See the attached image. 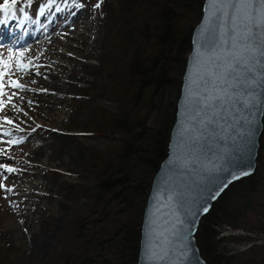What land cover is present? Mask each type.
<instances>
[{"label":"trees","instance_id":"trees-1","mask_svg":"<svg viewBox=\"0 0 264 264\" xmlns=\"http://www.w3.org/2000/svg\"><path fill=\"white\" fill-rule=\"evenodd\" d=\"M202 2L118 0L113 6L104 0L100 9L93 8L108 24L113 41L98 72L109 80L104 99L115 110L95 107L93 119L79 135L107 145L104 150L89 151L90 166L79 177L82 182L92 178V188L70 190L71 221L59 237L56 254L48 262L32 264H136L141 212L166 153L191 32ZM149 112L154 113L150 121ZM262 137L253 173L231 184L198 223L194 242L205 264H264V246L228 254L223 244L251 239L220 237L224 227L264 237ZM82 200L84 208L78 206ZM9 247L8 243L0 247V264H22L8 259Z\"/></svg>","mask_w":264,"mask_h":264},{"label":"rangeland","instance_id":"rangeland-1","mask_svg":"<svg viewBox=\"0 0 264 264\" xmlns=\"http://www.w3.org/2000/svg\"><path fill=\"white\" fill-rule=\"evenodd\" d=\"M59 1L65 2V0H56L55 5ZM47 2L48 0H33L32 6L24 9L29 19L25 20L18 11L19 14L17 16L21 18L19 22L25 20L26 22L29 21V23L32 22L31 24L33 25L38 24L41 17L39 8L46 5ZM106 2L115 6L118 0H106ZM96 3L97 0H82L76 1L74 4L73 0H67L68 6L73 5V8L79 11V15L74 16L72 19V21L76 20L73 25H80V20H77L80 16L82 18V28L79 31L80 37L77 40L68 42L66 45L53 43L58 52L63 53L69 57V60H72L66 61L64 58L61 61H56V63L52 61V65H50V69L54 73L55 82H62L65 87L64 94L58 98L59 100H52L56 107L52 113L50 109L46 110V114H49L47 119L36 117L31 119L30 123L33 130L39 129L44 125L51 129L50 131L57 133L58 137L67 142L71 150L74 151V161L64 164L56 161L48 162L46 158L42 157L37 169H31V173L22 174L21 179L24 181L21 183L22 186L19 190L8 193L0 189V247L7 243L10 244L8 249L9 260H17L22 264L48 262L56 254L59 246V237L68 230L69 222L71 221L69 212L71 208L69 202L70 190L73 188L90 190L92 188L94 183L92 178L82 182L83 180L80 181L79 177L82 175L83 170L90 166L92 158L89 151L104 150L107 145L103 141L85 139L79 135L80 131L93 119L95 107L99 106L105 112H114L115 110L114 105L104 99L110 89L109 80L102 73H99L100 71L98 72L100 63L110 50L109 43L113 44V41L110 39L108 24L98 18V15L93 11ZM55 5L51 9H46L47 20L44 24H48L49 19H53L49 30L57 35L58 39L56 41H59L64 39L63 35L66 32L63 31H66V26L70 27V24L63 26L65 19L55 18ZM79 5H82V7ZM21 6V4H18L17 8L19 9ZM67 15L73 14L68 13ZM19 25L16 28L22 30L21 24ZM58 32L60 34H57ZM44 39L40 35L37 38V42L39 40L38 43L43 44ZM28 41L21 48L24 51L31 49L30 41ZM0 47H2L0 48V60L9 61L12 49L7 45L0 44ZM21 49L18 48L19 51ZM73 61L77 64L76 66ZM55 68H62L63 74L57 72ZM13 79H15L14 76ZM24 86L27 87V84H24ZM9 89L6 88L5 90L9 92ZM26 93L23 92V94ZM19 96L17 95L14 99L18 98L17 101L21 103ZM163 102L165 103V98ZM19 103H16V105L19 109H22L21 114L27 113L28 115L31 113L32 108H29V103L24 102L23 105ZM10 112H13V109L9 106L2 112L3 115L0 118L4 116L10 117L8 115ZM16 112L14 111V113ZM153 115V112H149V121L153 118ZM32 129L17 132L18 134L12 135L11 139H22L25 140L23 143H29L30 136L34 132ZM262 129L259 137H262L263 134L262 139L264 141V124ZM0 131H5V129H0ZM16 131L18 130L16 129ZM6 138L0 136V145L5 144V141L9 140ZM43 141L42 135H37L30 140V144H40ZM11 148L14 149L15 147ZM12 152L7 154L9 158L7 161L3 163L0 161V163L12 166V158L14 156L19 160V164L16 163L18 165L16 168L18 170L22 169L21 163L24 160L26 161L27 157L24 146H20V149L16 148ZM2 155L6 154L0 153V156ZM18 172L20 174V171ZM27 178H29L28 181ZM2 183L7 187L6 181ZM85 205V200L78 203L80 208H84ZM224 228L226 229L227 227ZM236 236L251 240L237 244H223V249L228 254L242 253L252 246H264V237L256 232L252 233L237 229L227 232L223 230L220 234V237ZM1 257L4 258L5 256Z\"/></svg>","mask_w":264,"mask_h":264},{"label":"water","instance_id":"water-1","mask_svg":"<svg viewBox=\"0 0 264 264\" xmlns=\"http://www.w3.org/2000/svg\"><path fill=\"white\" fill-rule=\"evenodd\" d=\"M254 7L258 19V3ZM226 11L231 13L230 9ZM232 27L230 15L219 19L214 18L208 0H203L200 18L191 32L190 48L180 79L166 153L151 179L141 212L136 264H205L194 242L198 223L205 214L199 215L196 219L193 233L188 227L191 222L190 210L201 206L204 202L212 205L216 199L207 200L209 191L230 178L231 172L247 170L252 174L255 169L264 110V82H253L251 88L243 86L230 88L235 73L228 76V83L222 87L229 88V94L233 99L236 95L244 98L251 95L254 99V106L250 109L252 114L249 116L252 122L244 126L249 135L237 137L234 141L230 140L226 145L214 138L213 133L216 131L214 123L208 125L207 128L203 125L193 128L195 124L193 107L196 101L195 99L191 103L188 101L190 82L193 93H199L202 96L216 94L211 83L207 85V92L203 85L197 88V84L200 83L201 77L207 79L204 73L208 71L215 70L217 73L224 71L223 59L210 63L209 58L220 56L231 59L229 53L233 51ZM260 32L261 29H254L252 38V47L256 49V52L251 67L257 81L260 80V74L264 73ZM256 60L260 63H256ZM219 103V101L215 102L216 111H221L218 107ZM231 105V100L225 102V107L229 110H231ZM236 107H239L238 101ZM205 111L211 113V109ZM221 150L224 152V157L218 162L217 170L208 174L202 182L197 183L200 180L198 175L200 166L216 161L217 154ZM250 175L233 180L223 192L234 182ZM172 221L176 223L173 225L170 223ZM181 221L184 222L183 226H181Z\"/></svg>","mask_w":264,"mask_h":264},{"label":"snow or ice","instance_id":"snow-or-ice-1","mask_svg":"<svg viewBox=\"0 0 264 264\" xmlns=\"http://www.w3.org/2000/svg\"><path fill=\"white\" fill-rule=\"evenodd\" d=\"M33 0H2L0 2V13L3 14L4 19L0 20V23H7L8 19H15L17 11H19L25 20H28L29 17L25 13L24 9L26 7L32 6ZM76 0H73L75 4ZM211 9L213 10L214 18H222L230 15L231 22L233 27L232 32V49L233 51L229 53L231 59L223 58L220 56L209 58V62L224 60V71L217 73L215 70L208 71L204 73V76L201 77V81L197 84V88L203 85L205 92H207V85L212 84L213 89L216 90L214 96H202L199 93H193L192 84H189V96L188 101L191 103L195 99L196 103L193 107V116L195 118V124L193 128L195 129L197 125H203L204 128H207L210 124H215L216 131L213 133V136L216 140L227 144L228 141L236 140L237 137H245L249 135V132L245 129V125L250 124L252 121L249 119V116L252 114L250 109L254 106V99L251 95L247 98H244L240 95H236L235 99L229 94V88L222 87L228 83V76L231 73H235L233 77V82L229 86L230 88H236L238 86H243L251 88L253 82L261 83L264 82V73L260 74V80L257 81V77L253 73L252 63L255 57L256 49L252 47V38L253 30L261 29L259 40L261 42V55H264V0H208ZM56 0H48L47 4L39 8V15L43 16L46 9H51L55 5ZM67 3V0H65ZM104 0H97V3L94 5V8L100 9ZM259 5V18H256L255 5ZM21 4L22 6L18 9L17 5ZM82 7V5H79ZM231 10V13L226 10ZM56 11H60V8L57 7ZM206 31V29H202ZM21 56L23 53L20 54ZM13 57L10 55L9 61L0 60V112H4L7 107H11L13 110L18 113L22 111L19 109L16 104L12 103L13 98L17 96V92L13 91L9 93L6 91V88L16 89L18 91H24L25 86L20 83L18 80L13 79L12 76L15 73L29 74L30 64L24 63L22 60H17L12 65ZM199 60L200 57L198 56ZM260 63L259 60L255 61ZM220 67V65H217ZM240 69V71H237ZM39 75V73H36ZM41 91H47V89H42ZM227 100L232 101L231 110L225 107V102ZM216 101H219L218 107L221 111H216L217 105ZM237 101L239 102V107H236ZM31 105L33 101H28ZM206 109H211V113L206 112ZM247 112V114H245ZM27 115V113H24ZM223 121V123H221ZM14 125V121L7 118L6 116L0 118V129L3 128V125ZM17 130H22L16 125ZM198 130V129H197ZM0 136L11 137L12 132L10 131H0ZM198 139V137H197ZM10 145H15L23 143V140L9 139L5 141ZM224 157V152L221 150L217 154L216 161L209 162V164H202L200 166V180L197 183L203 181V179L213 171L217 170V164ZM16 169L12 167H7L6 165L0 163V181L7 180L8 176L4 173H14ZM251 173L247 170H242L241 172H231L228 179L221 182L214 190L209 191L207 200H215L219 197L220 193L231 183L233 180H238L244 175H250ZM0 189L11 193L13 192L12 188L6 187L5 184L0 182ZM174 198V197H173ZM211 205L210 203L204 202L201 206L190 210L191 222L188 225L190 230L194 233L196 219L199 215L207 214ZM175 224V221L170 222ZM183 226V221L180 222ZM183 255V253H182Z\"/></svg>","mask_w":264,"mask_h":264},{"label":"bare ground","instance_id":"bare-ground-1","mask_svg":"<svg viewBox=\"0 0 264 264\" xmlns=\"http://www.w3.org/2000/svg\"><path fill=\"white\" fill-rule=\"evenodd\" d=\"M57 4L55 5L56 6L55 8L59 7L60 11H56L55 18L56 17L58 19L64 18L65 24L63 26H65L66 24L67 25L70 24V27L66 26L65 28L66 31H63L66 32L63 35L64 39H61L59 41H56L58 39L57 35H55L54 33L51 32V30H49L51 29L50 25L53 23V19H49V21L47 22L48 24H44V22L47 20L46 12L43 16L39 18V22L36 25L31 24L32 22L29 23V21L26 22L25 20L23 21L21 20V22L19 23V20L21 18L17 16L19 14L18 11L15 19L10 18L8 19L7 23H0V44L7 45L12 49L10 55L13 57L12 59L13 66L17 60H22L24 63H28L29 61H31L29 74L15 73L13 75L15 79L18 80L23 85L27 84L25 90L18 92L16 89H11V88L9 89V92L16 91L17 95H20L19 97L21 103L17 101L18 98L16 99L13 98L12 103L14 104L19 103L20 105H23L24 102L27 103L28 101L34 102L29 106V108H32V111L27 116L21 114L20 112L14 113L15 110H13V112H10L8 114L10 116L8 118L14 121V125L4 124L2 129H5V131L12 132V135L18 134L17 132H23L24 130L26 131L32 129L33 127H31L30 125L31 119H34L36 117H44L45 119H47L49 117V114H46V110L50 109L52 113L56 107V104L53 103L52 100H59L58 98L64 94L65 87L63 86L62 82H55V78L53 76L54 73L52 69H50V65H52V61L56 63V61H61L64 58H65L64 60L66 61H72V60H69V57L65 56L63 53L58 52L57 51L58 49H56L53 43L56 42L59 45L63 43V45H66L68 42L71 41L73 42L77 40L80 37L79 31L82 28V22H81L82 18L79 16L77 20L78 21L80 20L79 21L80 25L74 26L73 24L76 23V20L72 21V19L74 18V16L79 15V11L73 8V5L68 6L67 3L65 2L59 1ZM68 13H71L73 15L68 16L67 15ZM3 19L4 16L2 13H0V20ZM18 24H21L22 30L21 29L18 30L16 28ZM41 24L42 26H40ZM57 34L60 33L58 32ZM40 35H42V38H45L43 44L38 43L40 39L37 42V38ZM27 41L29 42V44H31V49L24 51L21 48L24 47ZM18 48H20L21 51H19ZM21 53H23L22 56L20 55ZM74 62L75 61H73V63ZM74 64L75 66L77 65L76 63ZM55 70L63 74L62 68H55ZM36 73H39V75H37ZM71 75L74 76L73 74ZM42 89H47V91L46 92L41 91ZM23 92H27V93L23 94ZM2 115L3 114L1 112L0 116ZM16 125H18L19 128L22 130L16 131L17 129ZM50 130L51 129H49L44 125H42L39 129L33 130L34 132L32 133V136H30V140L32 138H35L37 135H42L44 141L40 144L31 145L29 140V143L26 142V143L10 145L5 142V144L0 145V153L6 154L0 156V161H2V163L9 159L7 157V154H11V152L14 151L16 148L20 149V146H24L27 156L26 161L24 160L21 163L22 169L18 170L16 168V166H18L16 165V163L19 164V160L14 156L12 158L13 165L7 166L16 169L14 173L11 174L4 173V175L8 176L7 180H3L6 181L8 188H12L13 191L19 190L22 186L21 183L24 181L23 179H21V177L23 176L22 174L31 173L30 172L32 171L31 169H37L40 165V161H41L40 158L42 157L46 158L48 162L56 161L64 164L74 161L75 154L74 151L71 150L70 145L67 144V142H64V140H62L60 137H58L57 133L52 132ZM2 137L6 138V136H2ZM11 138L12 136L6 139H11ZM11 147H15V148L12 149ZM18 171H20V174ZM28 179L29 178H27V181ZM227 231H229V229L224 228V232Z\"/></svg>","mask_w":264,"mask_h":264}]
</instances>
